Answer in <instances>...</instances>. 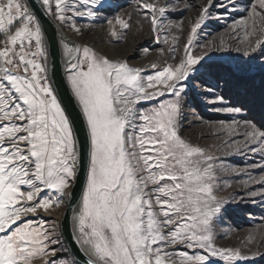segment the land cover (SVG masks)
<instances>
[{
	"label": "snow or ice",
	"instance_id": "6c2138e0",
	"mask_svg": "<svg viewBox=\"0 0 264 264\" xmlns=\"http://www.w3.org/2000/svg\"><path fill=\"white\" fill-rule=\"evenodd\" d=\"M42 5L61 26L67 24L76 33L81 29L72 23L74 17L95 18L107 10L104 0H54V7L53 0H42ZM258 5L264 9V0ZM137 7L152 13L151 30L157 38L166 11L177 10L151 2ZM213 8L226 14L235 9L234 0H206L179 63L156 70L146 83L141 69L127 62L109 60L87 46L80 54V49L62 44L67 81L88 136L86 180L74 216V239L87 253L86 264H211L214 257L236 264L249 258L239 248L215 244L222 200L214 194V181L218 171L227 169L216 165V157L204 148L182 138L178 128L182 82L204 59L192 54L194 37ZM251 15L264 21L255 6ZM255 23L246 30V39L255 34ZM107 24L111 36L117 37L113 20ZM115 24L129 27L120 16ZM237 25L247 27L238 20L234 31ZM168 27L182 29L183 22L169 21ZM260 33L264 35V28ZM43 41L39 21L24 0H0V264H76L59 246L54 223L27 221L18 226L27 214L59 208L65 196H71L80 163L73 127L48 83ZM255 44L252 52L264 40L256 39ZM151 67L156 69L155 64ZM165 94L175 99L137 111L141 101ZM223 127L231 136L232 126ZM250 127L235 151H264V131ZM259 182L264 183V176ZM45 191L51 195L41 198ZM181 245L193 252L178 251Z\"/></svg>",
	"mask_w": 264,
	"mask_h": 264
},
{
	"label": "rangeland",
	"instance_id": "374dc122",
	"mask_svg": "<svg viewBox=\"0 0 264 264\" xmlns=\"http://www.w3.org/2000/svg\"><path fill=\"white\" fill-rule=\"evenodd\" d=\"M40 1L42 4V0ZM24 2L28 7L27 2L25 0ZM141 2L155 3L157 7L167 5L177 9L166 11L160 24L159 38L157 33L151 30L152 13L137 7ZM104 3L107 10L95 18L87 16L73 18L72 23L81 29L80 33L74 32L69 25L61 26L54 20L76 41V49H80V54L83 47L87 46L97 55L107 57L109 60L127 62L130 67L141 69V76L145 78L146 83V77L154 75L156 70L162 69L165 65L179 63L180 57L184 55V45L190 27L206 5V0H104ZM234 4L235 9L230 8L223 15L217 8H213L194 37L192 54L203 55L204 59L197 65V70L190 74L189 79L182 82L183 93L180 97L182 107L178 128L182 138L192 145L204 148L207 153L216 157L214 160L216 165H222L227 169L218 171L217 179L214 181V194L222 200L214 233L216 246L239 248L243 255L249 257L237 261L236 264H264V255H261L264 253V183L259 182L260 177L264 176V167H260L264 165V151L254 153L248 148L235 151V145L251 131V125L264 131V65H262L264 45L258 47L255 52L251 51L252 47H256V39L264 40V35L260 33V29L264 28V21L259 17H252L251 13L254 6L260 13H264V9L259 7L258 0H234ZM185 5H188L187 9L180 11L179 9ZM145 14L148 16L147 19L144 18ZM155 14L159 18V12ZM116 16L129 23L127 30L115 24ZM110 19L113 20L112 27L118 35L113 37L109 32L106 39L110 38L111 41L104 42L101 35L110 30L107 24V20ZM238 20L245 21L247 27L237 25L234 31L232 25ZM253 20L256 22V32L246 39V30H252ZM169 21L183 22V28H169ZM173 37L176 38L175 49L170 54ZM43 43L47 53L45 67L48 83L58 98L49 74L50 55L45 36ZM61 47V60L67 81L65 71L67 64L63 60ZM138 50L141 52L138 53ZM245 51L249 52L248 56L244 55ZM152 64L156 65V69L151 67ZM69 88L71 90L70 85ZM217 96H222L223 99L216 102ZM170 99L175 97L165 94L152 100L141 101L137 105V111H150L161 102ZM227 108L239 111L223 110ZM226 125L232 126L231 136L224 130L223 126ZM230 139L233 141L232 146L222 143ZM254 146L260 148V144L255 142ZM233 168H242L245 171L235 173L231 171ZM252 192L256 195L252 196ZM49 195L51 191H45L41 198ZM67 197L65 196L59 208L27 214L18 222V226L27 221L36 224L54 223L60 241L59 246L70 254L61 233V217ZM178 251L193 252L182 245ZM211 264L224 262L214 257Z\"/></svg>",
	"mask_w": 264,
	"mask_h": 264
},
{
	"label": "water",
	"instance_id": "95a60500",
	"mask_svg": "<svg viewBox=\"0 0 264 264\" xmlns=\"http://www.w3.org/2000/svg\"><path fill=\"white\" fill-rule=\"evenodd\" d=\"M30 7L36 12L38 19L42 25L48 41V51L50 55V75L55 87L56 93L62 104L63 109L67 113L70 123L73 127L74 135L77 140L80 163L78 175L74 186L71 189V196L67 197L66 205L61 217V233L70 254L79 264H86L88 259L86 252H81L80 246L76 243L74 236L76 234L74 225V216L78 204L80 203L83 186L86 180L87 164H88V136L80 107L73 96L69 85L63 75L62 68L57 65L60 62L59 42L54 33L53 27L47 15L41 8L39 0H27Z\"/></svg>",
	"mask_w": 264,
	"mask_h": 264
},
{
	"label": "bare ground",
	"instance_id": "6f19581e",
	"mask_svg": "<svg viewBox=\"0 0 264 264\" xmlns=\"http://www.w3.org/2000/svg\"><path fill=\"white\" fill-rule=\"evenodd\" d=\"M26 2H27V4H28V8H29V10L33 13V14H35V16L37 17V15H36V12L34 13V11L32 10V8L30 7V4L28 3V1L27 0H25ZM40 1V0H39ZM40 4H41V1H40ZM41 8L43 9V7H42V4H41ZM43 11L45 12V10L43 9ZM45 14L47 15V17H48V19L50 20V22H51V27H53V30H54V33H55V35H56V37H57V39H58V42H59V49H60V47L62 46V40H64L63 41V43H68V45H69V47H71V48H73V49H76V45H77V43H76V41L74 40V39H72V38H70L69 36H68V33L66 32V31H64V29H62L60 26H59V24H57L56 22H55V20L51 17V16H48V14H47V12H45ZM37 20L39 21V23H40V20L38 19V17H37ZM114 23V22H113ZM40 25H41V23H40ZM41 28H42V25H41ZM109 28V27H108ZM42 31H43V28H42ZM68 32H69V30H68ZM104 32H105V30H104ZM110 32V30L109 31H107V33L105 32L103 35H101L102 37H101V39L104 41V42H106L107 40L108 41H111V39L110 38H108V39H106V35L108 34ZM43 33H44V31H43ZM102 34V33H101ZM44 36H45V39H46V43H47V49H48V41H47V38H46V34L44 33ZM61 45V46H60ZM127 45H128V43H127ZM62 48V47H61ZM108 49V48H107ZM121 50H124V49H121ZM138 53H140L141 51H137ZM48 53H49V51H48ZM63 60L65 61V64H66V58L63 56ZM60 62L61 63H59L58 62V64L57 65H60V67L62 68V71H63V75H64V64H63V62H62V60H61V49H60ZM49 74H50V64H49ZM50 77H51V75H50ZM64 77H65V75H64ZM52 79V78H51ZM66 79V78H65ZM53 82V81H52ZM67 82V81H66ZM68 84V83H67ZM54 89H55V87H54ZM56 91V90H55ZM59 98V97H58ZM62 105V104H61ZM67 114V113H66ZM67 201V200H66ZM65 205H66V202H65ZM65 205H64V207H63V210H64V208H65ZM79 206H80V203L78 204V206H77V209H76V211L79 209ZM76 213V212H75ZM74 225H75V223H74Z\"/></svg>",
	"mask_w": 264,
	"mask_h": 264
}]
</instances>
